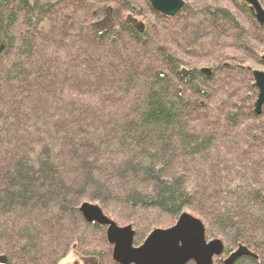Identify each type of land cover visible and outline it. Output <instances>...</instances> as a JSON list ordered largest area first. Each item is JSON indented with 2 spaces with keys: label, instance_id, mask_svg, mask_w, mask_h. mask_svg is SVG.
<instances>
[{
  "label": "trees",
  "instance_id": "trees-1",
  "mask_svg": "<svg viewBox=\"0 0 264 264\" xmlns=\"http://www.w3.org/2000/svg\"><path fill=\"white\" fill-rule=\"evenodd\" d=\"M184 2L167 18L145 0H0V264H116L89 202L134 247L187 213L222 242L213 264L239 246L253 257L233 264H264L247 65L264 66V24L243 0Z\"/></svg>",
  "mask_w": 264,
  "mask_h": 264
},
{
  "label": "water",
  "instance_id": "water-1",
  "mask_svg": "<svg viewBox=\"0 0 264 264\" xmlns=\"http://www.w3.org/2000/svg\"><path fill=\"white\" fill-rule=\"evenodd\" d=\"M81 1V0H71ZM255 12L259 24L264 23V11L255 0H247ZM151 8L166 17H173L182 7L181 0H148ZM264 62V56L261 57ZM201 73L209 75L208 69ZM186 71H182L185 76ZM253 87L257 97L253 104L254 114H261L264 105V72L252 71ZM79 213L85 222L106 228L105 235L111 247V258L116 264H212L213 258L223 255V244L220 240L206 242L204 227L198 219L182 213L175 224L165 230H153L138 247L133 246L134 232L131 226L117 227L107 219L97 205L83 203ZM251 256L245 248L238 247L222 264H233L239 257Z\"/></svg>",
  "mask_w": 264,
  "mask_h": 264
},
{
  "label": "rangeland",
  "instance_id": "rangeland-1",
  "mask_svg": "<svg viewBox=\"0 0 264 264\" xmlns=\"http://www.w3.org/2000/svg\"><path fill=\"white\" fill-rule=\"evenodd\" d=\"M247 65H249V67H250L251 70H258V71L264 72V66H258V65H252V64H247ZM49 143H50L51 148L56 145V147L52 148V152H53V154H55L54 152L55 151L56 152L58 151V141H57V139H54L53 138L52 140H50ZM3 154H5V151L0 153V155H3ZM0 164L3 166L2 168H4V166H6L5 165V161H3V162L1 161ZM0 180H1V178H0ZM0 182L2 183V181H0ZM88 204L95 205L94 203H91V202H89ZM2 225L4 226L5 224L2 223ZM127 226H129V225H127ZM117 227H119V226H117ZM124 227H126V226H124ZM163 230H165V229H163ZM58 264H88V263H87V260L84 261L81 258H79L78 256H76L73 252H70V253H68V255L64 259H62L61 261H59Z\"/></svg>",
  "mask_w": 264,
  "mask_h": 264
},
{
  "label": "flooded vegetation",
  "instance_id": "flooded-vegetation-1",
  "mask_svg": "<svg viewBox=\"0 0 264 264\" xmlns=\"http://www.w3.org/2000/svg\"><path fill=\"white\" fill-rule=\"evenodd\" d=\"M182 2H183V5H182V7L179 9V11L173 16V17H175L177 14H179L180 13V11L182 10V8L184 7V4H185V2H184V0H181ZM256 2H257V4H259V6H260V8L264 11V0H255ZM73 2H79V1H73ZM145 2H146V4L150 7V9L152 10V11H154L152 8H151V6H150V4H149V2H148V0H145ZM243 2H244V5L245 6H247V8L250 10V12L252 13V15H253V18L255 19V12H254V10H252L251 9V5H250V3L247 1V0H243ZM155 12V11H154ZM157 13V12H156ZM159 14V13H158ZM161 15V14H160ZM163 16V15H162ZM164 17H166V16H164ZM173 17H167V18H173ZM255 21H256V19H255ZM257 22V21H256ZM143 22H136V26H137V28H140V29H143V24H142ZM258 23V22H257ZM259 24V23H258ZM264 24V23H263ZM263 24H260V25H263ZM206 69V68H205ZM209 70V69H208ZM210 71V70H209ZM211 241V240H210ZM206 242H209V241H206ZM222 257V256H221ZM218 258H220V257H218ZM224 260H222V262H223ZM188 264V263H187ZM212 264H213V260H212Z\"/></svg>",
  "mask_w": 264,
  "mask_h": 264
},
{
  "label": "bare ground",
  "instance_id": "bare-ground-1",
  "mask_svg": "<svg viewBox=\"0 0 264 264\" xmlns=\"http://www.w3.org/2000/svg\"><path fill=\"white\" fill-rule=\"evenodd\" d=\"M253 71H255V70H253ZM256 71H258V70H256Z\"/></svg>",
  "mask_w": 264,
  "mask_h": 264
}]
</instances>
